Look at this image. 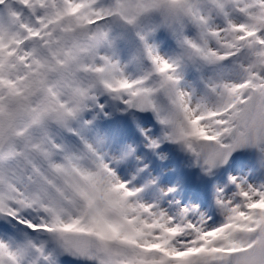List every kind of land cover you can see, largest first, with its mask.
<instances>
[{
    "label": "snow or ice",
    "instance_id": "snow-or-ice-1",
    "mask_svg": "<svg viewBox=\"0 0 264 264\" xmlns=\"http://www.w3.org/2000/svg\"><path fill=\"white\" fill-rule=\"evenodd\" d=\"M100 95L217 178L207 212L118 178ZM0 264H264V0H0Z\"/></svg>",
    "mask_w": 264,
    "mask_h": 264
},
{
    "label": "rangeland",
    "instance_id": "rangeland-1",
    "mask_svg": "<svg viewBox=\"0 0 264 264\" xmlns=\"http://www.w3.org/2000/svg\"><path fill=\"white\" fill-rule=\"evenodd\" d=\"M105 105L110 106L109 107L110 112L108 113V115H110V118L118 126L119 130L123 131L128 136L127 139L125 137L126 141H128L129 139L131 143L136 144L134 141L135 138L142 139L144 140L142 147L145 146V147H150V148H151L152 141H156L158 147L164 146L165 144L168 143V140L164 139L163 126L158 122V120L156 119L155 115L152 112H150L149 115L144 114L146 116L143 119H140L137 113H133V115L128 114L127 106L123 102L113 100L108 95H100L98 96L95 103L89 102L88 109L82 115L81 123L83 121H91V123L87 126L83 134L86 136V138L88 139L90 143L94 144V146L98 144V150L101 153H103L105 158L112 160L109 162L110 166L112 162L116 160L118 157L123 158V159H127L129 157V160H131L136 155L135 153L131 152L129 148L119 150L116 147V144H117L116 136L113 135V131H109L110 130L109 118L107 117V115L103 114L101 110L103 106ZM121 118L123 119L126 118V120L130 122L129 125L131 126L132 129L129 128L128 131L124 130V127H123L124 125L120 121ZM73 127L74 128L78 127V125L74 124ZM69 138L76 141L77 144L79 143V140L77 137L69 135ZM136 145L137 147L139 146L138 144ZM174 153L175 152L168 153V155H166L165 157V161H163L169 164V169H167L169 174L171 172L174 174L176 172V167L183 169L182 167H186V166L197 167L199 168L197 171L203 174L201 176H199V174L198 176H196L195 178L196 181L194 180L195 184H193L192 186V188H194V185H196L200 189H193L192 192L203 193V196H204L203 200L207 204L208 207L203 209L199 201L195 202L193 207H196L198 211L200 212H207L214 202V184H215L214 180H216L217 178L204 174L201 167L195 163L194 158L189 153H186V156L188 157V159L191 160V162L188 163V165L184 162L181 164L182 167L180 166L172 167L170 165V161L172 160V158L175 159ZM145 157H146V154H145ZM147 165H148L147 163L145 165L144 164L143 165L142 164L133 165L129 172H125L124 169H120L117 174H119L118 176H120V180L127 183L130 189H133V190L141 189L140 192L143 194L144 193L143 188H145V186H147L149 183L151 182L163 183L162 181L163 179H157L155 177V180H153L150 176L151 174L161 173L164 178L167 177L165 175H168V172L167 173L163 172L162 167L157 166L156 169H150L148 171V174H147V171H145L146 173L145 181L138 180L137 182L133 183V179L136 178V173L143 171V169H145L144 167H149ZM113 169H116V168H113ZM181 181L182 180H180L179 183L175 181L176 183L175 189L180 188ZM137 183H140V184H137ZM168 187L169 189L172 188L171 185H168ZM181 191H179V193H181ZM167 193L169 195H172V192L167 191ZM181 196L183 197V195ZM173 199H174L173 197L172 198L170 197V200H173ZM179 203L181 206L187 207L186 205L184 206L183 201H179Z\"/></svg>",
    "mask_w": 264,
    "mask_h": 264
},
{
    "label": "bare ground",
    "instance_id": "bare-ground-1",
    "mask_svg": "<svg viewBox=\"0 0 264 264\" xmlns=\"http://www.w3.org/2000/svg\"><path fill=\"white\" fill-rule=\"evenodd\" d=\"M109 107L110 106L105 105V106H103V108L101 110H102V113L107 115V117L109 118V124H110V130L109 131H113V135L116 136V141H117L116 147L119 150L129 148V150H131V152L135 153V155H136L131 160H129V157L127 159H123V158L118 157L116 160H114L112 162L111 167H112V169L116 168L113 170L117 176L119 175L117 173L120 169H124L125 172H129L133 165H141V164L145 165L146 163L148 164L147 166H149L150 169H153V168H151V166H153V167L158 166V167H162L164 173H167L168 172L167 169H169V164L165 163L163 161H165L166 155H168V153H172V152H175L174 153V158H175L174 161L173 162L170 161V164L172 167H174V166L182 167L181 166L182 163L185 162L188 165V163L191 162V160L188 159V157L186 156L187 152L184 151L180 145L173 143L171 141H168V143L165 144L164 146H161V147L156 146L154 148L153 147H151V148L145 147V146L142 147V144L144 143V140H142V139H138V138L134 139L135 143L139 145L138 147L136 144L131 143L129 141V139H128V141H126L125 137L127 139L128 136L123 131L119 130L118 126L110 118V115H108V113L110 112ZM142 150H143V152H142ZM145 154H146V157H145ZM105 159L107 162L112 161L111 159H108V158H105ZM189 167L190 166L182 167L184 170H187V171L189 170L188 173H185L183 175L184 177L189 178L191 180H195V178H196V176H198V174H199V176L203 175L202 173H199L196 170H195V172L191 171ZM144 168H145V170L147 169V167H144ZM177 170H180V169H177ZM139 173H142V172L141 171L137 172L136 176ZM189 173L191 174V177L188 175ZM150 176L153 180H155V177L157 179H163L162 181L165 184L159 183V182H151L147 186H145V188H143L144 193L142 194L141 192H139L137 194L138 198L142 202L148 203V204L159 203V205L161 207L167 208L169 206L170 202H178L179 203V201H183L184 206L186 205L187 207H193L195 202H197V201H194L191 199V198H194L196 200H201V202L203 204L201 207L203 209L208 207L206 204H204L205 202L202 198L203 193H197V192H195L194 194L192 193L193 189H200V188H198V186L194 185V188H191V190L185 189L184 193H179V191H177V189H175V186H176L175 181L178 179V177H175V179H174V176L173 175L171 176V173L169 174V172H168V175H165V176H167L165 178L163 177V175L161 173L151 174ZM118 178L120 179V176H118ZM144 181H145V179H144ZM216 182H217V179L214 180V183H216ZM137 184H140V183H137ZM168 185L172 186L171 191H169L170 189H169ZM167 191L172 192V195H174V194L175 195L174 196L169 195L167 193ZM181 194L183 196H186L189 199H183ZM191 194H193L194 196L191 197ZM169 196L171 198L173 197L174 199L170 200ZM179 205H180V203H179ZM181 207H183V206H181Z\"/></svg>",
    "mask_w": 264,
    "mask_h": 264
},
{
    "label": "water",
    "instance_id": "water-1",
    "mask_svg": "<svg viewBox=\"0 0 264 264\" xmlns=\"http://www.w3.org/2000/svg\"><path fill=\"white\" fill-rule=\"evenodd\" d=\"M130 111H135V112H137V113H139V114H150V112L151 111H139V110H136V109H130ZM234 156H235V154H234Z\"/></svg>",
    "mask_w": 264,
    "mask_h": 264
}]
</instances>
